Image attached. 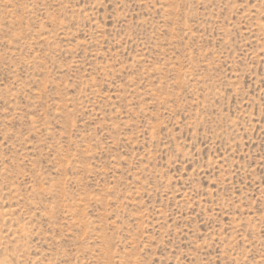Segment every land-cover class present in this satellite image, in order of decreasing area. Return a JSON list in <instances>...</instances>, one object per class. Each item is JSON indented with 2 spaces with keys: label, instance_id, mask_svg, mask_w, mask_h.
<instances>
[{
  "label": "rangeland",
  "instance_id": "374dc122",
  "mask_svg": "<svg viewBox=\"0 0 264 264\" xmlns=\"http://www.w3.org/2000/svg\"><path fill=\"white\" fill-rule=\"evenodd\" d=\"M0 264H264V0H0Z\"/></svg>",
  "mask_w": 264,
  "mask_h": 264
}]
</instances>
